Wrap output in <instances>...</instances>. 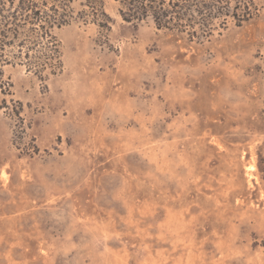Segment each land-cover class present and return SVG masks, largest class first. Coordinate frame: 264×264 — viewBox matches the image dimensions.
Wrapping results in <instances>:
<instances>
[{
  "label": "rangeland",
  "instance_id": "obj_1",
  "mask_svg": "<svg viewBox=\"0 0 264 264\" xmlns=\"http://www.w3.org/2000/svg\"><path fill=\"white\" fill-rule=\"evenodd\" d=\"M102 1L55 75L2 67L0 264H264V0H163L181 31Z\"/></svg>",
  "mask_w": 264,
  "mask_h": 264
},
{
  "label": "trees",
  "instance_id": "obj_2",
  "mask_svg": "<svg viewBox=\"0 0 264 264\" xmlns=\"http://www.w3.org/2000/svg\"><path fill=\"white\" fill-rule=\"evenodd\" d=\"M70 0H0V95H9L11 84L3 80L2 67L10 63L8 54L14 47L18 49L20 58H28L30 52L42 53L34 64H27V68L36 73L55 75L59 72L61 61L58 45L52 35L54 28L68 24L70 17ZM122 9L120 17L125 22H139L151 17L158 28L182 29V22L186 14V6L168 5L163 0H120ZM86 0L83 5L84 17H91V21L99 28L108 29L106 21L109 17L104 11L102 0ZM175 8V10H174ZM178 9V11H176ZM180 10V11H179ZM245 12V10L243 9ZM240 9V13H244ZM175 21V22H174ZM21 62V61H20ZM6 105L5 100L2 101ZM264 181V178H263Z\"/></svg>",
  "mask_w": 264,
  "mask_h": 264
}]
</instances>
